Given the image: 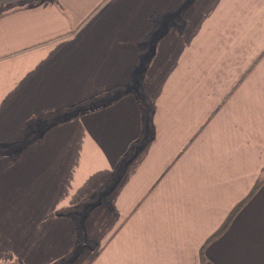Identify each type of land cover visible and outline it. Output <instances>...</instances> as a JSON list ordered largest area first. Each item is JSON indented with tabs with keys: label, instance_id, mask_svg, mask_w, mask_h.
<instances>
[{
	"label": "crops",
	"instance_id": "crops-1",
	"mask_svg": "<svg viewBox=\"0 0 264 264\" xmlns=\"http://www.w3.org/2000/svg\"><path fill=\"white\" fill-rule=\"evenodd\" d=\"M0 264H264V0H0Z\"/></svg>",
	"mask_w": 264,
	"mask_h": 264
},
{
	"label": "trees",
	"instance_id": "trees-1",
	"mask_svg": "<svg viewBox=\"0 0 264 264\" xmlns=\"http://www.w3.org/2000/svg\"><path fill=\"white\" fill-rule=\"evenodd\" d=\"M259 186H260V184L258 185L257 189L259 188ZM61 216H63V215H61ZM231 220H232V218L229 219V221L227 222V224L219 231V233L216 236L222 234L228 228V226L230 224L229 222H231Z\"/></svg>",
	"mask_w": 264,
	"mask_h": 264
}]
</instances>
